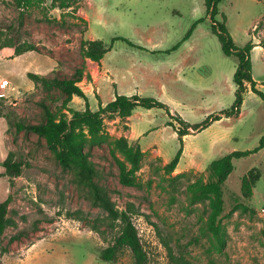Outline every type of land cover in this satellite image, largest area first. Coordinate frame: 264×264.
Instances as JSON below:
<instances>
[{
  "label": "rangeland",
  "instance_id": "1",
  "mask_svg": "<svg viewBox=\"0 0 264 264\" xmlns=\"http://www.w3.org/2000/svg\"><path fill=\"white\" fill-rule=\"evenodd\" d=\"M51 1L23 10L13 0H0V80L10 75L2 58L31 47L56 63L44 74V58L31 57L29 68L40 75L71 78L76 67L83 68L77 84L91 110L105 106L116 94L152 97L166 105L168 110L138 105L125 117L101 113L107 140L125 138L139 145L142 154L136 177L140 186L119 181L118 165L107 143L90 149L100 184L118 209L129 212L137 228L147 264H172L165 243L186 250L194 264H264V101L248 88L238 113L221 115L208 126L193 129L209 115L230 108L235 98L236 61L223 55L212 34L205 0H69L64 8H50ZM201 17L204 21L182 40ZM214 19L226 23L237 46L259 40L260 48L250 51L251 74L264 80V35L257 34L264 29V0H220ZM112 37H123L133 45L117 39L101 58L81 55L82 40L109 44ZM14 80L13 87L9 84L4 91L6 96L0 97V142L5 146L0 201L10 195L1 241L7 252L1 263L134 264L127 248L113 260L100 258L119 226L106 225L105 213L90 205L43 138L34 132H16L4 117L13 113L26 123L39 122L40 103L55 110L61 105V94L35 85L24 91L19 76ZM262 84L258 89L264 92ZM67 107L83 110L84 100L73 96ZM175 116L191 128L182 137L176 168L168 173L163 166L179 148L177 130L183 128ZM261 138L262 146L232 160L233 169L222 185L219 224L225 242L218 249L205 229L209 198L192 199L186 186L196 179L207 181L214 158L252 150ZM7 157L23 162L18 176L5 173L2 163ZM16 234L20 238L13 239Z\"/></svg>",
  "mask_w": 264,
  "mask_h": 264
},
{
  "label": "trees",
  "instance_id": "2",
  "mask_svg": "<svg viewBox=\"0 0 264 264\" xmlns=\"http://www.w3.org/2000/svg\"><path fill=\"white\" fill-rule=\"evenodd\" d=\"M69 0H52L49 7L56 6L60 8L69 7ZM220 0H205V11L211 20V32L220 42L221 51L225 56H233L236 61L235 71L233 73V82L235 84V98L230 108L220 111L216 115H209L203 124L197 125L193 129H202L209 123L219 120L221 115L231 116L240 111L243 102V94L249 87L250 90L258 95L264 101V92L255 87V81L251 74L250 51L254 44L250 41L243 46H237L229 33L224 21L217 22L214 15L218 13V3ZM17 8L28 9L39 7L45 3V0H13ZM205 17L193 21L191 27L187 30L182 40H186L192 34L193 29L199 22L204 21ZM122 39L133 45L123 37H112L109 44L102 40H82L80 43L81 55L91 59L101 58L112 47V43ZM261 45V44H260ZM174 45L172 49H175ZM33 48L18 49L15 55L21 54ZM83 73L82 67L75 68V76L65 77H47L33 72H27L26 76L35 86H42L46 90L56 89L61 94V105L57 109L41 102L42 116L41 121L32 123L24 122L13 113L4 115L9 126L15 128L16 132L25 133L34 132L38 137L45 140V144L53 154L55 161L63 171L71 173L75 186L84 193L90 205L100 209L106 216V225L110 227L119 226V232L111 244L100 251V258L103 260H113L117 253L127 248L130 250L134 264H147V253L141 243L138 231L131 216L127 210L118 209L111 199L108 189L99 182V172L95 163L90 158V149L93 146H101L107 143L110 152L115 159L119 169V181L124 185L140 186L136 177V170L139 167L142 151L139 145H131L125 138L107 140L103 135V123L101 113L104 111L115 112L120 116H129L136 106L144 108L163 107L166 105L152 97H140L137 94L125 95L116 94L114 98L105 104L99 106L97 110H91L88 103V97L83 89L77 84ZM73 96L84 100L83 110L70 109L67 104ZM67 110L70 117L66 115ZM168 110V109H167ZM183 128L177 130L179 148L173 158L163 166L165 172H172L180 159L182 152V137L189 133L191 126L184 122L180 116H175ZM172 124V123H170ZM263 144V138L260 139L258 147L252 150L238 151L234 150L226 155L214 158L209 163L210 177L207 181L196 179L190 182L186 188L192 199L209 198L210 213L205 229L209 230L213 244L218 249L224 246V237L220 231L219 216L223 210V191L222 185L233 169L234 158H239L254 152ZM117 153L122 159L117 157ZM5 173L9 177H15L20 174L23 162L21 160H10L7 157L3 161ZM10 195L0 201V264L1 256L7 252L6 247H1L2 236L7 226V214L9 212ZM20 238L19 234L13 236V239ZM264 245V230H263ZM167 256L172 264H194L187 258V251L178 248L174 249L169 243H165Z\"/></svg>",
  "mask_w": 264,
  "mask_h": 264
},
{
  "label": "crops",
  "instance_id": "3",
  "mask_svg": "<svg viewBox=\"0 0 264 264\" xmlns=\"http://www.w3.org/2000/svg\"><path fill=\"white\" fill-rule=\"evenodd\" d=\"M257 34L264 35V29L263 30H259L257 32ZM257 41L258 42H253V44H254L253 48H255V47H259L260 48V46H261L260 44L261 43L259 42V40H257ZM263 49H264V45H263ZM37 56H39V58ZM31 57H32V59L33 58L34 59L38 58L39 60H43V59H41L42 57L44 58L43 67H44V71L46 70V72L44 74L47 73L49 68H53L56 65V63L54 61H51L50 59H48L49 57H47L46 55H42L40 53H37L34 50H28V51H25V52H23L21 54L14 55V56L9 57V58H2L1 62L6 63L7 70L9 72V74H10L8 76V81H9V84H10V88L13 87L14 82H15L14 79H17L18 76H19L20 80L22 82H24V84H25L24 91H28V90H30V89H32L34 87V83L29 78H27V76H26L27 72L36 73V72L32 71L29 68V65L31 63L29 60H30ZM86 62H87V60H86ZM45 67H47V69H45ZM23 77H25L26 79H23ZM252 78H253V80L256 83L255 87L257 89H258V86H262L263 85L262 82H264V80L257 79L254 75H252ZM6 89H8V87ZM0 138L3 139V136H2L1 133H0ZM4 151H5V146H4V144H2L0 142V161H2L3 160L2 158H4V155H3ZM1 155H3V156L1 157ZM2 172H3L2 171V166L0 164V173H2Z\"/></svg>",
  "mask_w": 264,
  "mask_h": 264
},
{
  "label": "built area",
  "instance_id": "4",
  "mask_svg": "<svg viewBox=\"0 0 264 264\" xmlns=\"http://www.w3.org/2000/svg\"><path fill=\"white\" fill-rule=\"evenodd\" d=\"M8 85H9V81H8L7 78H3V79L0 80V90H2L0 92V97H5L6 96L4 91L8 87Z\"/></svg>",
  "mask_w": 264,
  "mask_h": 264
}]
</instances>
